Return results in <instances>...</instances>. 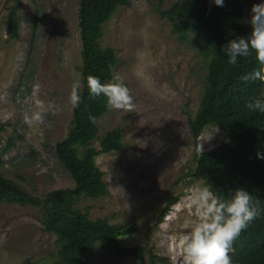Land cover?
<instances>
[{
    "label": "rangeland",
    "instance_id": "obj_1",
    "mask_svg": "<svg viewBox=\"0 0 264 264\" xmlns=\"http://www.w3.org/2000/svg\"><path fill=\"white\" fill-rule=\"evenodd\" d=\"M176 1L180 0H130L103 24L101 45L116 49L114 72L129 88L134 107L131 111L108 108L100 117L92 144L99 148L105 134L119 127L123 147L96 158L108 193L81 198L77 206L92 219L136 223L138 230L122 238L125 245L147 244L172 264H183L179 239L187 232L186 223L199 216L190 198L194 189L206 185L186 173L201 153L197 151L201 140L206 151L228 136L216 125H208L199 138L193 136L189 119L203 97L208 60L194 48L192 39H179L172 21L161 16L158 6L166 9ZM242 1L250 18L251 6L258 0ZM14 4L8 1L0 11V121L7 124L0 143L4 146L10 139L15 143L3 157L1 171L32 196L43 198L52 190L76 185L59 160L56 145L72 124L69 94L74 81H80L82 90L79 0H21L20 32L15 39L8 32ZM33 84L40 86V100L54 101L61 111L45 113L42 123L29 125L23 117L26 111L36 110ZM168 194L180 199L156 224ZM43 219L36 205L0 200V264L55 260L56 235L44 229ZM83 261L142 264L103 250L86 254ZM145 264L159 263L146 255Z\"/></svg>",
    "mask_w": 264,
    "mask_h": 264
},
{
    "label": "trees",
    "instance_id": "obj_2",
    "mask_svg": "<svg viewBox=\"0 0 264 264\" xmlns=\"http://www.w3.org/2000/svg\"><path fill=\"white\" fill-rule=\"evenodd\" d=\"M8 1L15 3L10 7L8 19L9 35L15 39L20 32L18 5L21 0ZM129 3L130 0H79L81 103L74 107L67 136L56 145V154L74 178L75 187L52 190L43 198L32 196L2 173L3 157L15 143L12 139L4 146L0 143V200L38 206L44 214V229L56 235L59 248L55 260L45 264H85L83 257L99 250L142 264L146 255L153 263L172 264L167 257L155 253L152 246L124 244L122 238L138 230L136 223L112 224L108 218L92 219L77 206L81 198H98L108 193L104 172L96 158L123 147L119 127L105 134L99 148L92 144L99 131L98 121L108 108L106 98L89 94L86 78L95 75L104 81L115 73L117 51L110 46L103 47L100 39L103 24L119 6ZM158 10L163 18L172 21V31L178 38L192 39L194 48L208 60L203 97L196 114L189 119L193 136L199 138L208 125L218 126L228 136L216 148L195 155V166L186 176L204 181L222 196L236 187L250 192L258 214L233 241L231 264H264V158L257 156V152L264 154V113L246 107L247 102L264 92V84L244 79L258 66L254 54L238 57L233 65L222 47L228 39L250 31L243 1L224 0L222 6H217L213 0H180L166 9L158 6ZM6 125L0 121V135ZM179 199V196L167 195L156 224L163 221ZM23 264L34 263L27 260Z\"/></svg>",
    "mask_w": 264,
    "mask_h": 264
},
{
    "label": "clouds",
    "instance_id": "obj_3",
    "mask_svg": "<svg viewBox=\"0 0 264 264\" xmlns=\"http://www.w3.org/2000/svg\"><path fill=\"white\" fill-rule=\"evenodd\" d=\"M213 2L222 6L224 0ZM250 12V31L228 39L222 47L228 62L233 65L237 63L238 57L254 54L258 66L244 79L258 80L264 84V0L252 4ZM86 79L89 94L106 98L107 108L133 109L134 98L118 73H113L104 81L95 75H89ZM80 87L79 80L74 81L71 87L69 102L73 107L81 103ZM39 89V84L32 85L31 96L36 98V110L26 111L23 117L24 122L29 125L33 122L42 123L45 113L56 114L61 111L60 105L54 101L45 103L40 100ZM246 107L264 113V92L247 102ZM201 141L197 151L202 153ZM257 156L264 158V154L260 152H257ZM190 203L199 210V216L196 221L186 223L187 232L179 239L183 264H231L233 241L258 214L253 196L243 187H236L222 196L213 192L209 185H204L193 190Z\"/></svg>",
    "mask_w": 264,
    "mask_h": 264
},
{
    "label": "water",
    "instance_id": "obj_4",
    "mask_svg": "<svg viewBox=\"0 0 264 264\" xmlns=\"http://www.w3.org/2000/svg\"><path fill=\"white\" fill-rule=\"evenodd\" d=\"M8 2V0H3L2 4L0 6V11L3 9V7L5 6V4Z\"/></svg>",
    "mask_w": 264,
    "mask_h": 264
}]
</instances>
